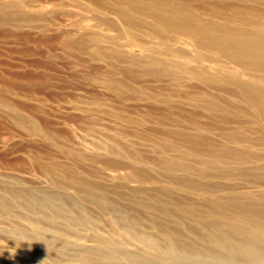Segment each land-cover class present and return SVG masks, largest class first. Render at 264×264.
Wrapping results in <instances>:
<instances>
[{"label":"rangeland","instance_id":"rangeland-1","mask_svg":"<svg viewBox=\"0 0 264 264\" xmlns=\"http://www.w3.org/2000/svg\"><path fill=\"white\" fill-rule=\"evenodd\" d=\"M113 2L0 0V264H264V122L213 79L264 71Z\"/></svg>","mask_w":264,"mask_h":264},{"label":"bare ground","instance_id":"bare-ground-1","mask_svg":"<svg viewBox=\"0 0 264 264\" xmlns=\"http://www.w3.org/2000/svg\"><path fill=\"white\" fill-rule=\"evenodd\" d=\"M113 3L125 6L126 11L123 16L126 21H132L128 25L130 27H137L140 21L135 17L142 15L147 21L150 20L156 24L161 33L189 37L192 41L204 36L206 43L202 49L211 51L214 49L221 57L239 67L252 66L259 71H264V13H250L242 10L243 12L240 13L242 19L235 27L228 21L219 25L218 21L204 19L201 13L186 8L180 2H177L179 6H173L172 3L176 2H167V0H114ZM251 14L254 16L251 17ZM177 67L182 68L180 64ZM194 70L190 69V72L188 70V74L193 79H201L204 72ZM234 78L225 80L219 75L213 76L220 85L231 86L230 89L233 91L230 95L246 105L251 116L264 122V84L250 85L241 80L237 82L238 78ZM250 255L256 256L251 253Z\"/></svg>","mask_w":264,"mask_h":264}]
</instances>
